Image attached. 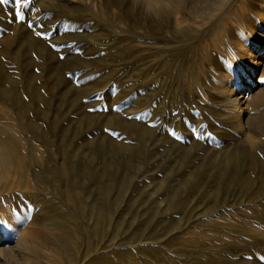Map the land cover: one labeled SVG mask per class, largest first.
I'll use <instances>...</instances> for the list:
<instances>
[{"label":"rangeland","instance_id":"374dc122","mask_svg":"<svg viewBox=\"0 0 264 264\" xmlns=\"http://www.w3.org/2000/svg\"><path fill=\"white\" fill-rule=\"evenodd\" d=\"M21 12L0 5V228L49 241L45 264H264V150L215 141L205 51L174 49L143 0Z\"/></svg>","mask_w":264,"mask_h":264},{"label":"bare ground","instance_id":"6f19581e","mask_svg":"<svg viewBox=\"0 0 264 264\" xmlns=\"http://www.w3.org/2000/svg\"><path fill=\"white\" fill-rule=\"evenodd\" d=\"M234 1L143 0L148 12L156 16L164 37L178 44L174 49L193 51L197 48L202 53L205 51V59L215 68L217 82L209 87L203 103L204 109H211L218 115L221 131L216 134L215 141L223 145L226 153H231L239 138L246 137L255 143L258 151H263L264 0H243L230 20L223 21L221 27L214 25L213 22L235 5ZM188 5L192 7L194 15L202 18L204 27L198 29L200 35L191 34L193 30L190 31V28L193 25L184 24L188 20H185L181 12ZM217 12L215 17L209 18ZM246 86L249 87L248 91H245ZM180 126V123L177 124V127ZM197 130L200 131L201 127H187L189 133ZM235 136L236 143L232 145ZM6 154V149L0 147V160H4ZM11 231L0 228V264L10 263L9 256L13 258L10 252L11 241L22 252L18 264L46 263L47 254L44 251L51 248L49 241L21 231H17L13 237ZM61 249L67 254L65 251L68 245L62 244ZM259 254V257L264 256V250H260Z\"/></svg>","mask_w":264,"mask_h":264},{"label":"snow or ice","instance_id":"6c2138e0","mask_svg":"<svg viewBox=\"0 0 264 264\" xmlns=\"http://www.w3.org/2000/svg\"><path fill=\"white\" fill-rule=\"evenodd\" d=\"M6 2H7V0H0V5H3ZM29 2H31V0H15V3H16V13H15V15H16V18H17L18 21H23L24 20V16H23V14L21 12L22 3L26 5ZM29 27H31V24L29 25ZM5 226H7V225H5Z\"/></svg>","mask_w":264,"mask_h":264}]
</instances>
